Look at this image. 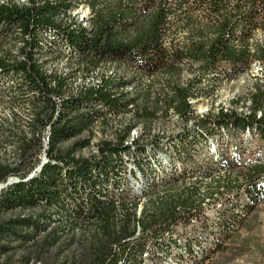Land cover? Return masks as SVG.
<instances>
[{
  "label": "rangeland",
  "instance_id": "1",
  "mask_svg": "<svg viewBox=\"0 0 264 264\" xmlns=\"http://www.w3.org/2000/svg\"><path fill=\"white\" fill-rule=\"evenodd\" d=\"M57 1L0 0V187L16 180L0 189V264H110L124 256L122 240L140 245L193 217L219 230L198 264H264V199L245 201L264 184V0H164L157 42L144 50L140 37L121 55L91 49L97 30L101 47H116L129 44L136 22L107 43L95 20L106 0H82L49 21ZM31 14L28 27L21 15ZM223 37L229 54L212 61ZM72 44L81 60L56 55ZM109 88L118 104L109 105ZM80 110L92 116L68 122ZM230 116L251 124L234 127ZM143 163L154 184L140 178ZM125 167L138 177L135 201L106 191Z\"/></svg>",
  "mask_w": 264,
  "mask_h": 264
},
{
  "label": "trees",
  "instance_id": "2",
  "mask_svg": "<svg viewBox=\"0 0 264 264\" xmlns=\"http://www.w3.org/2000/svg\"><path fill=\"white\" fill-rule=\"evenodd\" d=\"M82 0H58L57 2L60 3L61 8H59L58 11H55L51 16H49V21H56V15H58L59 13H63L66 12L67 10H64L67 7H71V6H76L77 2H81ZM84 2L86 1V3L89 0H83ZM107 2L105 3L104 7L102 9H99L96 13L95 16V20H98L102 24L105 25V29H106V39L105 41H107V43H109L110 39H114L116 37V34H119L120 30L117 29L118 26L122 25L123 27L129 26L131 24H133L134 22H136V30H135V34L130 37V42L129 44H118L116 47H109V48H103L98 44V34L100 31L97 30V33L94 37V40L91 44V49L96 53V54H101V53H108L109 55H121L122 53L126 52L128 50V47H130L131 43H135L138 41V39L140 37H143L145 40V43L143 45V49L147 50L150 49L151 46L157 42V39L159 37V28L160 26L164 23V21L167 18V12H168V3L164 0H144L142 2H134L136 0H112L113 3L110 4L109 0H106ZM111 1V0H110ZM218 2H220V0H212L211 4L213 6H217ZM60 7V6H59ZM33 8V7H32ZM34 9V8H33ZM58 9V8H57ZM35 10V9H34ZM35 12V11H34ZM33 12V13H34ZM14 13L17 15H20L18 11H16L13 8H6L4 9V11L2 12V14H4L7 17H13ZM34 14H31V17L29 15V17H23L24 15H21V19L22 22L25 23V25H27L28 27L32 26V20H29L30 18H32ZM94 18V16H93ZM29 20V21H27ZM222 24L225 26L228 25V22L224 21L222 22ZM121 28V29H122ZM237 30V29H236ZM5 31V28L1 25L0 26V33H3ZM32 31V30H30ZM26 38H30V40L33 39L34 35L33 33L31 34L29 33H25ZM228 37V36H227ZM226 37H223V39L221 40V45L220 46H213L210 49V54H211V60L213 61L215 58H217V56H219V54L223 53L224 54H229L228 51H226V48H223V44L225 41ZM24 44L30 48V43L27 42V40L24 41ZM65 44H67L65 42ZM80 45V44H79ZM81 46V45H80ZM56 52V55H58L60 52H67L69 55H72L76 58H78V60L80 59V56H77V54L80 52L77 46H75L74 44L72 45H66V48L63 49L61 47H58ZM6 54L8 55L9 53L6 52ZM236 56L239 57V53H236ZM81 60V59H80ZM83 63L84 67L86 70H94V66L97 65V62H89L86 58L83 59V61L81 62ZM113 64V63H112ZM202 70H206L205 68ZM102 79H107L106 77L102 78ZM86 88H93V89H98V85H96L95 87H86ZM117 88H109V89H105L103 90V93L108 96V103L109 105H115L119 103V97L121 94L116 95V90ZM193 97V95H190V97H188V99H191ZM188 99L186 101V105L189 108V103H188ZM111 111H117L116 109L111 108ZM261 112V115L258 117L257 114V119L256 122L258 123L259 121H264V113H262L261 110H259ZM100 112L99 110L96 112L98 113ZM79 114H74L73 116H71L68 119V122H80L81 120L79 119L80 117H91L92 115V111L90 110H80L78 111ZM229 118V116H227ZM231 117V116H230ZM231 120H233V125L234 127H238L240 125H245V124H251L250 120L247 121L248 119L246 118H241V119H233L232 117L230 118ZM220 121V120H219ZM218 121V122H219ZM203 122V121H200ZM255 126H257L255 124ZM67 127L61 128L62 130H65ZM88 129V128H87ZM107 152V148L105 149H101L100 153L101 156L103 154H105ZM134 165V167H141V162H136V163H132ZM258 164V163H257ZM143 167L144 172L147 176L150 175V171H151V166H145V164L143 163ZM80 168L78 167V165L76 167H73L69 172L70 175L73 176H78L80 174ZM149 168V169H148ZM148 169V170H147ZM126 170L127 167H125L124 173L122 175V181L118 184V188L114 189L113 186H108V188L106 187V191L108 193V195H112L113 197H115L116 199H120V200H124L126 198H128L127 195H125V185L127 184V178H126ZM192 174H194L193 171H191ZM196 172V171H195ZM145 175V176H146ZM30 175L26 177V179H29ZM7 183V182H6ZM16 184V182L14 183H10V184H6L5 186H3L1 189H3L4 193L9 192L14 185ZM122 189V190H121ZM119 190V191H118ZM261 191H263L262 185H259L257 187V191L256 193H254L251 196V202L253 201H259L262 199V193ZM118 193V194H117ZM121 193V194H120ZM54 216V215H53ZM54 218H59V217H55ZM189 221V220H187ZM184 221L183 223L187 222ZM173 225H170L169 227H167L166 230L163 231V233H160L161 235H155L157 237L155 238H150L151 241L153 242H157L159 240V238H164L166 233L169 231L170 227ZM156 240V241H155ZM123 241H129V239L127 240H122ZM148 240H145L143 244H140L138 249H134V243H126L125 246H123L124 248V256L120 259L117 260V258L115 256H111L112 258H110V264H140V256L144 250L143 247H145V244ZM143 248V249H142ZM163 248V247H162ZM133 250H138V253L135 257L128 255L129 251L132 252ZM128 255V256H127ZM117 260V261H116ZM139 260V261H138Z\"/></svg>",
  "mask_w": 264,
  "mask_h": 264
},
{
  "label": "bare ground",
  "instance_id": "3",
  "mask_svg": "<svg viewBox=\"0 0 264 264\" xmlns=\"http://www.w3.org/2000/svg\"><path fill=\"white\" fill-rule=\"evenodd\" d=\"M42 61H44V60H42ZM42 66H44V65H42ZM222 112H223V110H222ZM259 113H261V112L258 111V117L261 115ZM215 156H216V154H215ZM218 157L222 158L223 155H222V157H221V155H219ZM260 162L261 161H256V163H260ZM40 164L41 163L39 162V165ZM126 171H128V174H130L129 178H131V179H127V184L125 185L126 190H125L124 193H125V195L128 196V198H126L125 201H132V200L135 201V200L139 199V196L136 195L134 193V189L132 187L130 188L129 186L132 184L131 183L132 181H138V179H137L138 177H136L135 174L132 172V168H127ZM151 171H155V170H153V168L151 167ZM126 178H128L127 174H126ZM140 178L142 180L144 179L146 182H150L151 184L155 183L153 180L147 179L148 177L144 178V176H142V177L140 176ZM128 180H129V182H128ZM14 181L16 182V180H14ZM3 186H5V185H2L0 187V189ZM150 186H152V185H150ZM242 186H244V185H242ZM262 188H263V191H264V184H262ZM262 199H264V195L263 194H262ZM245 201H246V203H252L251 199L249 197H247L245 199ZM200 204H201V202H200ZM199 208H201V207H199ZM177 211H179V210H177ZM208 224H209V219H207V218H205V219L204 218H198L197 219V217H193V218L189 219V221H187L185 223L182 222V223H179L176 226L175 225L171 226L169 231L165 235L166 237L159 238V240L157 242L151 241L152 239L148 240L146 242L145 247H143L144 250H143V252H142V254H141L140 258H139L140 261L139 260L138 261L140 262V264H198L199 262H201V261L206 259V258L205 259H203V258L209 255V254L206 255L207 252H211V251L213 252V250H215L216 246H217L218 239H215L214 236H216L217 235L216 232L219 231L218 227L217 226H209ZM176 233H178V234H176ZM142 234H145V233H142Z\"/></svg>",
  "mask_w": 264,
  "mask_h": 264
},
{
  "label": "built area",
  "instance_id": "4",
  "mask_svg": "<svg viewBox=\"0 0 264 264\" xmlns=\"http://www.w3.org/2000/svg\"><path fill=\"white\" fill-rule=\"evenodd\" d=\"M259 114H261V113H259ZM139 240V239H138ZM138 240H135V241H133V242H129V241H123L122 242V244H124V246H125V244L126 243H134V249H138V247H139V242H138ZM146 240H150V238L149 239H146ZM113 249L116 251V249L113 247ZM119 258H117V260H118ZM116 260V261H117Z\"/></svg>",
  "mask_w": 264,
  "mask_h": 264
}]
</instances>
